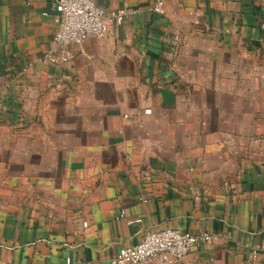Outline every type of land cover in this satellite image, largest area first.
I'll list each match as a JSON object with an SVG mask.
<instances>
[{
	"label": "crops",
	"instance_id": "0c3cea01",
	"mask_svg": "<svg viewBox=\"0 0 264 264\" xmlns=\"http://www.w3.org/2000/svg\"><path fill=\"white\" fill-rule=\"evenodd\" d=\"M93 1L129 13L64 62L58 0H0V264L167 228L218 237L178 264H264V0Z\"/></svg>",
	"mask_w": 264,
	"mask_h": 264
},
{
	"label": "built area",
	"instance_id": "2783aa9c",
	"mask_svg": "<svg viewBox=\"0 0 264 264\" xmlns=\"http://www.w3.org/2000/svg\"><path fill=\"white\" fill-rule=\"evenodd\" d=\"M165 0H156L153 12L165 14ZM56 11L60 18L59 30L55 36V45L62 53V60L71 59L70 47L80 45L86 38H104L107 35L109 22L121 24L127 10L108 12L99 7L93 0H58ZM229 186L228 183L225 184ZM125 217L123 211L119 218ZM218 240L217 235L204 231L196 234L167 228L146 233L140 243L122 249L113 259V264H178L199 244ZM258 248L252 250L256 257Z\"/></svg>",
	"mask_w": 264,
	"mask_h": 264
}]
</instances>
